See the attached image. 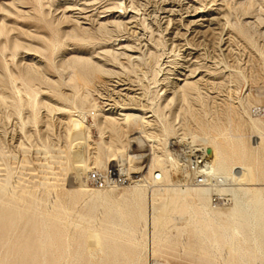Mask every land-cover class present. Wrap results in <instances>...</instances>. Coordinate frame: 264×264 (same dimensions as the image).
<instances>
[{
  "label": "rangeland",
  "instance_id": "obj_1",
  "mask_svg": "<svg viewBox=\"0 0 264 264\" xmlns=\"http://www.w3.org/2000/svg\"><path fill=\"white\" fill-rule=\"evenodd\" d=\"M75 57L102 70L92 76L89 68L68 67ZM185 78L200 79L186 100L174 88L176 79ZM124 87L129 90L118 91ZM127 107L141 109L136 112L144 122L122 121ZM105 115L126 124L131 154H145L137 163L141 171L122 174L143 180L148 209L151 192L156 208L173 194L155 190L160 186L150 181L151 158L160 157L173 187H192L181 157L190 145L206 146L191 137L208 124L216 126L209 137L223 144H237L229 139L237 134L248 150L259 144L244 170L250 172L247 187L264 198V0H0V224L8 208L22 219L11 231L0 229V262L13 253L17 239L38 237L27 220L43 214L60 219L73 249L80 245L93 263L100 253L88 251L92 233L130 252L138 244L145 264H210L201 259L210 253L207 243L185 221L145 229L137 222L131 234L127 225L110 223L119 222L114 208L109 213L94 205L86 211L90 203L79 193L81 181L102 191L89 184L88 174L119 165L107 162L112 132L100 125ZM79 119L88 129L81 149H74L71 120ZM99 160L103 165L97 167ZM238 168L243 172L235 164L218 176L229 182ZM132 185L109 191L123 202L122 193ZM131 216L137 219L133 210ZM220 246L229 253L226 260L236 263L230 243Z\"/></svg>",
  "mask_w": 264,
  "mask_h": 264
},
{
  "label": "bare ground",
  "instance_id": "obj_2",
  "mask_svg": "<svg viewBox=\"0 0 264 264\" xmlns=\"http://www.w3.org/2000/svg\"><path fill=\"white\" fill-rule=\"evenodd\" d=\"M76 65L82 66L83 69H91L92 76H96V73L102 70L100 66L95 65L90 59L75 57L68 63V67L71 68H75ZM79 78L84 80L87 77L85 73L81 71L79 73ZM199 81L200 79H176L174 82V88L176 89L175 94L180 90L182 99L186 100L185 98L193 97L194 93L197 91ZM119 86L121 87L123 85ZM126 90H129V88L124 87L118 91L121 92ZM175 94L170 99L169 103L175 99ZM122 110L130 111L120 113V116L123 117L121 119L122 121L130 118L134 122L136 120L144 122L145 116L140 112H136L141 111V109L127 107L122 108ZM188 111L189 110H186L187 113ZM118 120L119 119L112 116L105 115L100 123V125L108 127L112 132V135L106 143L107 152L110 153V155L107 156V162L111 163L117 160L119 165H113L111 167H117L120 173H127L129 170H140L143 167H138L137 163L140 160L142 161L145 154H131L130 151H128L129 141L124 133L126 124ZM71 122L72 126L75 128H73L75 131L72 135L73 141L76 143L73 148L78 149L81 147L82 139L85 138L84 134L86 132L84 133V131L88 128L83 130L85 124H83L82 119L71 120ZM215 129L216 126L212 124H208L204 129L199 128L201 133L198 135L192 134L191 138H196V140L201 141L202 144L206 146L195 148L191 147L189 144L190 147L187 148V153L192 158L196 155L202 157L205 151L207 153V150H211V154H207L203 162V173L208 182L205 186L192 183V187H186L184 189L173 187L172 179L168 174L167 168L164 167L160 157L155 155V157L151 158L152 160H150L151 163L148 167V172L151 174L150 181L153 185L155 184L157 187L160 186L155 190L169 193L171 191L173 193L171 196L164 198L166 202L164 201L161 203L159 208H156L153 197L156 193L151 192L152 195H150L149 198L150 207L148 209L147 199L143 195L144 185L140 183H135L131 186V189L128 188L127 191L122 193L120 198H122L123 202H119L117 198L113 197L111 191H109L115 190L117 187H109L102 191H92L87 188L84 181L80 180L81 183L78 186L80 187L79 193L85 194L87 197L86 200L90 203L89 206L86 207V211H90L94 205L104 206L109 213L114 208L119 222L115 223L110 220V223L115 226L127 225L131 234L138 231L136 229L137 222H142V227L145 229L149 225L161 226L165 223H169L171 227H177L180 222L185 221L186 224L193 227L199 234V239L202 238L203 243H207L210 249V253L201 258L204 262L210 264H264V261L260 260V257H264V198L261 193L257 194L256 191L251 192L252 189L247 187L250 172L244 170L245 165L256 158L259 144L257 147L253 146L254 148L248 150L240 134L229 136L230 141L231 139H237V144H223L224 142L221 143L217 141V136L209 137L210 131H215ZM84 142L86 141L83 140V144ZM79 160L80 158L77 161ZM184 160L185 159H183V161ZM102 163V160L95 162L97 167L103 165ZM235 164L240 165L243 172L238 168L239 170L233 172V176L229 179V182L222 176H218L222 174L224 170L230 169L231 171V167ZM184 169L188 176L189 173L186 167H184ZM83 171H78V178L82 176ZM211 193L221 195L222 200L226 197V194L230 196L229 199H224L225 201L221 202V206H225V210H221L217 207L218 205H213L210 202ZM230 203L231 205H229ZM130 210L135 211L137 219L132 216V220L127 219V215H130ZM147 213L149 216H147ZM56 219V216L43 214L29 218L27 224L31 226L32 231L35 233L37 232L38 237L34 241H29L27 235L17 239L13 253L7 255L0 264H69L70 260H75L76 264H124L127 260L130 264H145L141 257L142 250L139 249L138 244L133 245V251L130 252L129 249L123 248L105 234H102L101 238L98 239L97 234L93 233L88 236L90 242H93L88 246V251L90 254L99 252L100 257L97 262H91L89 258L84 256V248L79 250L80 245H77L78 248L76 250L73 249V246L66 237L67 228L65 224L61 222L60 219ZM21 221L20 214L13 213L12 209L8 208L1 218L0 229L5 232L11 231ZM247 238L251 241V244L246 243L248 240ZM220 242L230 243V253L236 254L238 257L236 263L232 260H226L229 253L222 251L223 247L220 246ZM239 242H243L246 245H241ZM219 252L221 253L219 254ZM49 254L51 256L50 259L48 258ZM176 260L184 263H197L190 257L188 259L178 257ZM157 263L165 264L164 262L158 261Z\"/></svg>",
  "mask_w": 264,
  "mask_h": 264
},
{
  "label": "built area",
  "instance_id": "obj_3",
  "mask_svg": "<svg viewBox=\"0 0 264 264\" xmlns=\"http://www.w3.org/2000/svg\"><path fill=\"white\" fill-rule=\"evenodd\" d=\"M207 155L206 151L202 157L196 155L192 158L187 152L186 155L181 157V162L185 163L187 172L189 173L187 179L190 183H195L199 186H205L208 182L203 173V162L205 156ZM183 159H185L183 161ZM87 180L89 184L95 186L98 189H106L109 187H123L125 185L141 183L143 180L133 174V176H124L119 172L117 167H109L105 171H92L88 174ZM220 200H222L221 195L212 193L210 196V202L213 205H218ZM151 264H159L157 262H152Z\"/></svg>",
  "mask_w": 264,
  "mask_h": 264
},
{
  "label": "water",
  "instance_id": "obj_4",
  "mask_svg": "<svg viewBox=\"0 0 264 264\" xmlns=\"http://www.w3.org/2000/svg\"><path fill=\"white\" fill-rule=\"evenodd\" d=\"M207 154L210 155L211 154V150H207Z\"/></svg>",
  "mask_w": 264,
  "mask_h": 264
}]
</instances>
